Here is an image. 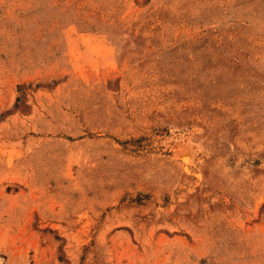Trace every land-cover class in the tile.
Instances as JSON below:
<instances>
[{
    "label": "rangeland",
    "instance_id": "374dc122",
    "mask_svg": "<svg viewBox=\"0 0 264 264\" xmlns=\"http://www.w3.org/2000/svg\"><path fill=\"white\" fill-rule=\"evenodd\" d=\"M0 264H264V0H0Z\"/></svg>",
    "mask_w": 264,
    "mask_h": 264
},
{
    "label": "bare ground",
    "instance_id": "6f19581e",
    "mask_svg": "<svg viewBox=\"0 0 264 264\" xmlns=\"http://www.w3.org/2000/svg\"><path fill=\"white\" fill-rule=\"evenodd\" d=\"M190 149H191L190 147H186V150L184 153H188Z\"/></svg>",
    "mask_w": 264,
    "mask_h": 264
}]
</instances>
